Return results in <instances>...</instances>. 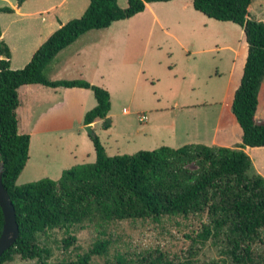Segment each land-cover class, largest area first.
<instances>
[{"label": "trees", "instance_id": "trees-1", "mask_svg": "<svg viewBox=\"0 0 264 264\" xmlns=\"http://www.w3.org/2000/svg\"><path fill=\"white\" fill-rule=\"evenodd\" d=\"M23 0H16L19 6ZM168 0H87L82 13L53 30L18 69L9 68V49L0 38V161L1 182L14 209L18 233L0 255V264L15 258L46 264L49 248L38 236L53 229L67 235L64 247L74 241L67 232L74 226H91L97 238L75 259L60 264H188L158 248L143 253L115 252L108 256L111 225L124 220L205 216L191 241L223 242L232 264H264L251 243L264 232V177L249 173L250 159L242 148L264 146V120L254 118L264 77V20L251 18V0H190L194 10L217 21L238 25L246 43L240 78L230 104L238 124L240 143L234 147L187 143L161 145L130 154H106L95 134H88L92 162L71 165L57 179L40 178L21 184L15 180L28 157L29 136L17 131V88L24 84L90 89L95 104L82 116V124L103 120L109 110L105 89L83 79L44 77L43 69L54 55L92 29L131 17L146 3ZM1 6L0 12H11ZM193 165V167H189ZM3 222L0 209V231ZM102 258V261H98Z\"/></svg>", "mask_w": 264, "mask_h": 264}, {"label": "rangeland", "instance_id": "rangeland-1", "mask_svg": "<svg viewBox=\"0 0 264 264\" xmlns=\"http://www.w3.org/2000/svg\"><path fill=\"white\" fill-rule=\"evenodd\" d=\"M57 1L28 0L21 10L55 5ZM116 2L119 7L126 5V0ZM86 4L87 0H67L57 9L72 15L65 17L75 18ZM11 5H16V0H0V7ZM151 10L157 14L161 26L152 21ZM249 15L264 20V0H251ZM38 17L14 12L0 14L3 41L12 46L16 54L12 66L19 65L20 58L25 57L37 40ZM245 53L246 43L238 25L202 15L191 7L190 0H170L150 3L148 9L129 18L111 22L104 29L85 32L57 52L42 73L50 80L83 79L105 89L109 96L105 117L108 121L95 123L91 131L109 155L130 154L161 145L175 148L193 142L207 143L218 108V104L212 103L219 97L217 90L229 73L233 80L239 79V66ZM59 90L62 94V89ZM79 90L86 92L84 107H93L91 91ZM41 105L39 103L35 110ZM122 108L127 109V113ZM139 114H144L146 119L138 121ZM23 119L19 111L17 131L21 129V133L26 131L22 130L26 127ZM80 124L81 119L76 118L62 123L71 134H80L77 143L83 151L87 149L85 154L89 156L84 162H91L94 158L92 144ZM149 125L153 129H147ZM59 136L62 140L56 138L54 143L50 142L52 151L54 144L63 152L71 149V143ZM34 138L30 159L16 184L40 178L56 179L65 169L52 168L58 164L47 160L44 150L36 147ZM249 173H253L251 169ZM205 220V216H174L157 221H120L109 229L112 243L108 256L115 252L143 253L158 248L183 263L232 264L221 240L213 238L203 243L190 240ZM67 233L75 238L67 247L61 243L67 235L62 229L38 236L39 244L50 250L46 264L75 259L97 238L91 226H73ZM251 249L257 259L264 256V232L251 243ZM6 264H34V260L15 258Z\"/></svg>", "mask_w": 264, "mask_h": 264}, {"label": "crops", "instance_id": "crops-1", "mask_svg": "<svg viewBox=\"0 0 264 264\" xmlns=\"http://www.w3.org/2000/svg\"><path fill=\"white\" fill-rule=\"evenodd\" d=\"M27 1L28 0H25L19 6L11 5L10 6V8L12 9L11 12L24 16H37V17L39 16L37 23V28L39 29V32L37 34V40L34 42V45L26 53L24 58H20L19 65L12 66V61L16 54L13 53L12 46H9L6 43L10 53L9 61H8L10 69L21 68L29 60L31 54L38 47V45L43 40H45L46 37L53 30H55L60 24L66 22L68 19H71V17H65V16H72V15H67L69 13L66 12L65 10L59 12V10L57 9L61 7L62 4L67 0H58L55 3V5L33 7L31 9H27L26 11L21 10L23 8V4ZM157 2H166V1H157ZM150 3H154V2H150ZM150 3H146L144 9H148V4ZM83 10H84L83 7H81L78 10L79 14H81ZM248 11H249V6H248ZM1 13L3 12H0V14ZM150 14L152 21H154V23H156L157 25L161 26L160 19L158 18L157 14H155L153 10H151ZM0 36H2V40H3L4 38H3L2 30H0ZM243 61L244 59L242 60V64ZM234 63L235 62H233V65ZM242 64H240L239 66L240 68H242ZM238 81L239 79L233 80L232 75L229 73L223 86L220 88L219 91L217 90L216 94H218L219 97H217V101L212 102L218 104V108L211 129V135L208 138H206L208 142L202 144L210 145V146L216 145V146H224V147H234L236 144L240 143L241 130L230 111V104H231L233 92L237 87ZM60 88L63 91L61 92L62 94L58 92L61 91L59 90ZM79 89H85V88L47 87L40 84H24V85H20L17 88L19 104L16 108V115L19 113V111H21L24 118L23 122L26 126L22 130L23 132L24 130H26L25 133L28 134L29 136L28 157L18 176L25 170V167L30 159V149L32 148L33 136H35L34 139L37 141L36 147L44 150L46 157L48 158L47 160L55 164H58L57 167L52 166V168H68L74 164L84 163V161L89 158V156L85 154L87 149L83 151L81 146H79L77 143L79 142L80 134L78 132L77 134H74V132L73 134H71L69 131L66 130V127H63L62 125L63 122H69L70 120L76 118L77 120L81 119V124L79 125V127L85 126L82 124V116L84 112L88 110L84 107L86 92ZM39 103L42 104L41 107L35 110V108L39 105ZM173 103H176V101L174 100ZM94 104H95V100H94ZM123 112L127 113V109H125ZM140 115H143L146 119V116L144 114H140ZM254 118L258 121L264 120V77L261 82V88L259 91V102ZM100 121L101 120L97 119L89 123L88 125L90 126V129L95 123ZM18 128H20V124ZM147 129H153V126L149 125ZM21 132L22 131L20 129L19 133ZM60 134L63 136V138H65L66 141L68 140L71 143L72 148L68 150L66 149V151L63 152L59 150L62 148H59L56 144H54L55 149L52 151L51 148L52 146L50 145V142H53L54 140H56V138L62 140L60 136L58 137V135ZM104 150L106 154H108L105 148ZM242 150L248 155L250 159V165H251L250 169L252 170V172L260 175L261 177H264V146H260V147L245 146L242 148ZM252 151H254L253 154L251 153Z\"/></svg>", "mask_w": 264, "mask_h": 264}, {"label": "water", "instance_id": "water-1", "mask_svg": "<svg viewBox=\"0 0 264 264\" xmlns=\"http://www.w3.org/2000/svg\"><path fill=\"white\" fill-rule=\"evenodd\" d=\"M104 122L108 121V118L103 119ZM83 129L91 134L90 126L86 124ZM2 162L0 161V209L2 212L3 222L0 231V255L4 250L9 248L15 238L17 237L18 227L14 218V209L12 203L9 200L8 194L1 182Z\"/></svg>", "mask_w": 264, "mask_h": 264}, {"label": "built area", "instance_id": "built-area-1", "mask_svg": "<svg viewBox=\"0 0 264 264\" xmlns=\"http://www.w3.org/2000/svg\"><path fill=\"white\" fill-rule=\"evenodd\" d=\"M125 109H122V111H124ZM137 119H138V121H142V120H144L145 119V117L143 116V115H138V117H137Z\"/></svg>", "mask_w": 264, "mask_h": 264}]
</instances>
